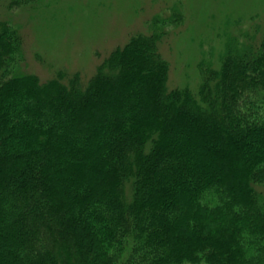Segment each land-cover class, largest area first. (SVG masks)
<instances>
[{
    "label": "trees",
    "instance_id": "obj_1",
    "mask_svg": "<svg viewBox=\"0 0 264 264\" xmlns=\"http://www.w3.org/2000/svg\"><path fill=\"white\" fill-rule=\"evenodd\" d=\"M165 22L42 80L0 19V264H264V35L168 89Z\"/></svg>",
    "mask_w": 264,
    "mask_h": 264
},
{
    "label": "rangeland",
    "instance_id": "obj_2",
    "mask_svg": "<svg viewBox=\"0 0 264 264\" xmlns=\"http://www.w3.org/2000/svg\"><path fill=\"white\" fill-rule=\"evenodd\" d=\"M174 8L183 15L176 25L168 24ZM153 18L166 20L159 51L170 65L167 88L196 90L197 64L207 57L217 65L227 38L264 35V0H41L29 10L0 2V19L22 37V70L42 80L59 70L89 79L115 47L148 32Z\"/></svg>",
    "mask_w": 264,
    "mask_h": 264
}]
</instances>
